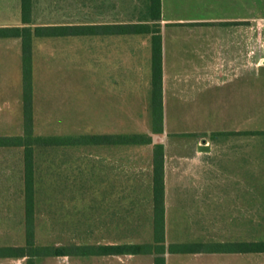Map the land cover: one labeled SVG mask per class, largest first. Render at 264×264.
I'll use <instances>...</instances> for the list:
<instances>
[{"label":"rangeland","instance_id":"1","mask_svg":"<svg viewBox=\"0 0 264 264\" xmlns=\"http://www.w3.org/2000/svg\"><path fill=\"white\" fill-rule=\"evenodd\" d=\"M31 2V25L136 21L143 16L147 6V0ZM9 25H22L20 0H0V26ZM251 26L249 210L215 206L218 203L215 201L216 193L213 194V190H217L216 185L211 183L213 160L210 154L199 155L195 159L193 142L209 139L210 131L185 135L165 132L162 127L161 132H152L151 71L148 73L143 63L141 50L148 43L145 35L123 37L127 46L124 45V53L129 50L128 46L138 43L141 53L138 65L131 64L124 56L123 82L121 89L120 84L117 88L122 96L109 98L117 105L122 100L121 119L117 114L116 122L113 114L99 113L100 105L108 101L107 97H100L102 88L98 85L94 96H91L92 87H86L89 68L84 59V44L90 39L83 35L33 37L32 112L35 134L147 133L152 140L148 144H88L37 149L34 153V238L37 244L152 242L151 162L153 143L157 142L163 146V182L165 180L166 187L163 202L165 264H212L208 260L202 262L194 260L195 257H185V254L170 253L167 250L169 243L214 245L220 241L242 240L243 237L245 240H264V133H256L264 126V95L255 76V63L264 48V17L252 16ZM18 46L21 48L19 37L0 38V55L2 48L12 54L10 61L6 59L3 63L0 58V77L4 68L9 67L12 81L10 91L0 90V135L21 134L23 131L22 96L18 97L13 83L17 67L13 54ZM186 47L187 57L193 59L194 55L190 53L193 52V38ZM178 69V65H170L171 73H178ZM180 69L187 97L185 102L175 103L169 96L165 112L168 127L177 131H206L212 124L210 78L197 74L194 64ZM205 71L209 74L210 67ZM98 74L99 71L92 83L97 80L99 84ZM105 115H109L107 121ZM181 161H187V165H181ZM196 165L204 169L202 177L180 178V167L194 169ZM23 190L22 149L0 147V245L24 243ZM243 211L245 221L242 225ZM198 256L212 258L208 253ZM221 256L220 264H226V258ZM153 258V253L45 256L36 264H153ZM250 261L251 264H264V252H251ZM0 264H25V258H0Z\"/></svg>","mask_w":264,"mask_h":264},{"label":"crops","instance_id":"2","mask_svg":"<svg viewBox=\"0 0 264 264\" xmlns=\"http://www.w3.org/2000/svg\"><path fill=\"white\" fill-rule=\"evenodd\" d=\"M255 15L264 17V0H160L162 127L165 132L172 131L185 135L211 132L209 139L193 141L195 142V159L199 158V155L210 154L213 160L211 183L216 185L217 188V190H213V194L216 193L215 201L218 203L215 206L221 209L249 210L251 206V20L252 16ZM121 22L123 21L114 20L85 24H117ZM124 35H145L148 43H146V46L144 44L142 49L139 43L131 44L128 46L129 50L124 53V45L126 46L123 42ZM83 36L90 39L89 42L84 44V59L87 60L86 63L89 68V84L86 87H92L90 88V90L92 89L90 91L91 96H94V90L98 89V85L102 88L100 97H107L108 101L100 105L99 113L100 115L103 113L113 114L114 122H116L117 114L118 118L121 119L122 100L117 105L109 98L122 96L121 91H118L117 88L120 84L121 89V82H123L124 56L129 59L131 64L134 62L138 65L140 63V51L142 50L143 63L148 68V73H150V34L102 33L85 34ZM95 38H98V40H94ZM191 38L194 40V47L191 49L193 52L190 51L194 55L193 59L187 57L188 49L186 47ZM259 55V61L255 63V76L258 83H260L258 88L264 95V75L257 73L258 65L263 63L264 48L261 49ZM13 56L17 66L13 83L15 92L20 98L22 96V77L21 48L19 46ZM175 56L177 57L175 58ZM11 57V52L2 48L0 58L3 63L6 59L10 61ZM187 64H194L197 74H201V77L209 76L211 81L212 124L210 129L206 131H177L168 127L165 112L168 109L169 96L172 97V101L175 103L176 101L183 103L187 97L180 69L181 66ZM170 65H178V73H171ZM206 67H210L209 74L205 71ZM8 68H4L0 77V90L10 91L12 87ZM97 71H99L98 75L100 77L99 84L97 80L92 83V79L97 77L95 75ZM108 116L105 115L104 117L106 121ZM260 129V131H263L264 126ZM179 141L181 142L182 139ZM200 144L208 145L209 150L199 151L198 146ZM183 163L187 165V161H181V165H184ZM203 170L199 169L197 165L194 169L187 168V166L180 167V178L202 177ZM165 191L164 180V193ZM241 218L243 225L245 221L244 211ZM249 241V238L245 240L243 237L242 240L232 242ZM203 253L210 254L212 258H200L198 255ZM179 254H185V257H190V259L195 257L194 260L200 259L202 262L208 260L212 264H220L221 255L226 258V264H251V252L249 251L181 252ZM187 254L192 256H187Z\"/></svg>","mask_w":264,"mask_h":264},{"label":"trees","instance_id":"3","mask_svg":"<svg viewBox=\"0 0 264 264\" xmlns=\"http://www.w3.org/2000/svg\"><path fill=\"white\" fill-rule=\"evenodd\" d=\"M31 0H20V21L22 25L0 26V38L19 37L21 40L22 111L23 131L21 134L0 135V147H20L23 152L24 181V243L0 245V258H25V264H36L45 256L66 255H135L154 254L153 264H165L164 252V182L163 146L153 143L152 149V242H116L103 244L73 243L62 245L37 244L34 238L35 218V160L39 148L59 146H84L101 144H148L151 136L147 133L131 134H66L40 135L33 132L32 112V39L33 37L75 36L85 34H150L151 43V114L152 132L162 131L161 99V35L160 0H147L146 11L136 21L117 24H46L31 25ZM256 133H264L257 131ZM170 253L181 252H264V240L249 242H219L211 244L169 243Z\"/></svg>","mask_w":264,"mask_h":264},{"label":"water","instance_id":"4","mask_svg":"<svg viewBox=\"0 0 264 264\" xmlns=\"http://www.w3.org/2000/svg\"><path fill=\"white\" fill-rule=\"evenodd\" d=\"M257 73L260 74V75H264V63L258 65ZM198 150L199 151H208L209 150V146L208 145H204V144H200L198 146Z\"/></svg>","mask_w":264,"mask_h":264},{"label":"built area","instance_id":"5","mask_svg":"<svg viewBox=\"0 0 264 264\" xmlns=\"http://www.w3.org/2000/svg\"><path fill=\"white\" fill-rule=\"evenodd\" d=\"M263 63H264V58H263Z\"/></svg>","mask_w":264,"mask_h":264}]
</instances>
